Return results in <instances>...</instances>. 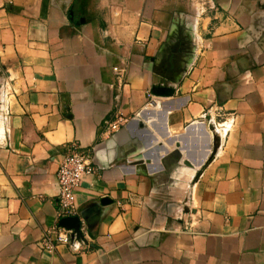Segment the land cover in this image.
I'll return each instance as SVG.
<instances>
[{
	"label": "crops",
	"instance_id": "obj_1",
	"mask_svg": "<svg viewBox=\"0 0 264 264\" xmlns=\"http://www.w3.org/2000/svg\"><path fill=\"white\" fill-rule=\"evenodd\" d=\"M0 264H264V0H0Z\"/></svg>",
	"mask_w": 264,
	"mask_h": 264
},
{
	"label": "built area",
	"instance_id": "obj_2",
	"mask_svg": "<svg viewBox=\"0 0 264 264\" xmlns=\"http://www.w3.org/2000/svg\"><path fill=\"white\" fill-rule=\"evenodd\" d=\"M126 118L122 114H117L116 118L108 122L109 133L115 132L125 123ZM226 121L221 126L226 127ZM95 168L90 160L89 154L81 148L70 150L62 159L58 172L57 183L59 194L57 198L58 216L65 218L76 213V193L80 187L83 177L87 173H93ZM69 229L61 225L47 228L38 243L41 249L54 251L59 244L70 241Z\"/></svg>",
	"mask_w": 264,
	"mask_h": 264
},
{
	"label": "water",
	"instance_id": "obj_3",
	"mask_svg": "<svg viewBox=\"0 0 264 264\" xmlns=\"http://www.w3.org/2000/svg\"><path fill=\"white\" fill-rule=\"evenodd\" d=\"M60 224L61 226L67 227V228H74V229L81 228L80 218L76 215L63 218Z\"/></svg>",
	"mask_w": 264,
	"mask_h": 264
}]
</instances>
